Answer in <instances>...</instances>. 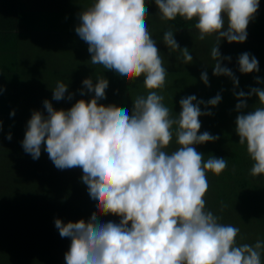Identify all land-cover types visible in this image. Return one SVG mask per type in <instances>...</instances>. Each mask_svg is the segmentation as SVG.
Masks as SVG:
<instances>
[{"label": "clouds", "instance_id": "clouds-1", "mask_svg": "<svg viewBox=\"0 0 264 264\" xmlns=\"http://www.w3.org/2000/svg\"><path fill=\"white\" fill-rule=\"evenodd\" d=\"M154 2L162 20L196 19L200 40L215 37L213 75L229 77L238 88L239 79L223 66L231 57L221 55L220 44L224 39L230 44L247 40L260 0ZM148 16L146 0H95L78 13L75 28L88 45L92 65L114 71L129 84L143 77L148 92L133 100L131 113L99 103L107 99L109 80L98 77L94 83L89 77L82 81L80 95L94 93L90 101L80 99L70 109L57 110L46 99L45 111H33L27 122L25 153L38 160L43 150L59 170L82 169L81 180L97 209L87 221L55 220L61 238L71 241L65 264H262L264 241L238 244L240 229L220 223L221 217L206 210L207 173L219 176L228 164L212 155L205 160L195 146L220 139L200 132V117L212 115L201 105L215 107L222 96L205 102L189 95L179 101L180 113L172 114L161 94L168 70L148 29ZM163 43L170 53L179 51L183 63H192L193 55L187 47L181 49L171 28ZM238 64L244 74L260 71L258 59L247 52ZM201 80L210 86L206 71ZM74 95L60 81L52 100L71 101ZM234 95L239 101L235 131L253 161L250 174L258 177L264 174V106L247 114L243 110L253 95L264 105V89H234ZM174 137L179 147L168 152ZM109 215L119 217V223L101 220Z\"/></svg>", "mask_w": 264, "mask_h": 264}, {"label": "trees", "instance_id": "trees-1", "mask_svg": "<svg viewBox=\"0 0 264 264\" xmlns=\"http://www.w3.org/2000/svg\"><path fill=\"white\" fill-rule=\"evenodd\" d=\"M6 10L0 14L1 18L9 16L13 11ZM60 12L59 9H52L44 15L40 12V19L36 23L34 32L44 35L51 29L50 31L56 36L58 49L64 48V45L69 42L73 50L80 52L77 56L80 55L81 59L76 63V67L66 68L64 71L60 68L58 71H47V75L55 84L62 81L69 86V92L75 93L73 99L59 102L52 100L53 90L46 89L45 85L42 86L43 90L38 88L39 85H33L31 91L26 93L16 88L4 89L3 86L0 88L2 89L0 91V122H2V131H0V264H65V253L69 250L71 241L69 238H61L59 230L55 227V220L59 218L65 224L81 219L87 221L92 213L97 211L88 194L87 185L81 180L82 169L59 170L43 150L38 160H33L30 154L25 153L22 141L33 111H45L43 101L46 99L50 100L57 110L70 109L80 99L90 101L94 93L80 95V90L83 88L82 81L89 77L94 83L98 77L109 80V88L106 90L107 99L99 103L127 108L129 113L132 109L134 99L130 97V93H133L131 92L133 86L130 85L126 89L127 82L114 71L106 70L100 65H92L87 43L80 44V50L78 49L74 40L76 34L74 27L62 29L53 26L57 22L64 21L50 17ZM167 23L178 32L189 30L185 33L191 36V31L196 29L197 21L196 19L187 21L177 17L176 20L167 21ZM15 28L5 27L4 29L8 32L4 33V36L0 35V39L4 37L9 39L17 34L14 31L19 32V30H14ZM247 31L248 38L245 42L230 44L227 40L226 42L223 40L222 44L225 46H220L221 55L231 57L232 61L225 66L230 68L239 79L238 88L229 77L213 75L215 61L211 57V49L216 44L215 37L209 40L207 52L197 48L195 56L191 53L192 62L201 68L200 72L206 71L209 77L210 86H202L203 91L194 92L197 99L207 102L218 93L222 96L221 102L215 107L205 108L201 105L202 111H211L212 115L200 117L202 125L200 132L208 131L212 135H219L220 139L195 146L197 151L204 155L205 160L212 155L225 158L228 164L227 169L219 176L212 172L207 173L209 190L205 197L206 210H211L214 215L221 217L220 223L231 224L240 229L237 237L238 244L264 241V174L258 177L250 174L253 161L247 153L246 145L239 144V136L235 131V122L239 115L236 104L239 101L234 95V89L236 92L243 90L245 93L254 87L264 89V83H257L256 79L259 77L264 81V0H260L259 10ZM76 36L78 37L77 34ZM179 36L180 33H178ZM56 40H50L47 49L49 52L56 49ZM78 40L80 42L79 37ZM2 47H5L4 56H6L7 47L6 45ZM161 49L162 55L169 60L168 57H171L172 52H169L165 44ZM245 52L258 59L259 72L244 74L239 71L238 57ZM179 59L177 57V63L180 62ZM81 66L88 68L86 74L80 70ZM5 74L8 75V71ZM164 104L172 110L174 116L181 111L178 101L174 104L171 102ZM262 106L264 105H260L258 97L253 95L247 99V108L243 112L247 114L256 107ZM9 133L12 135L11 140L7 139ZM178 147L174 137L167 151L172 152ZM101 220L119 223L120 218L109 215L102 216ZM261 259L264 264V254Z\"/></svg>", "mask_w": 264, "mask_h": 264}, {"label": "crops", "instance_id": "crops-1", "mask_svg": "<svg viewBox=\"0 0 264 264\" xmlns=\"http://www.w3.org/2000/svg\"><path fill=\"white\" fill-rule=\"evenodd\" d=\"M72 1L52 0L51 5L50 2H47L46 5L45 0H0V5H3L0 7V14L6 12V9L13 10L9 14L13 19L11 23H4V18L0 17V35L4 36V33L8 32L4 29L5 27H17L14 30H19V32L14 31L17 34L9 39L5 37L0 39V88L2 86L4 89L16 88L23 93L31 91L33 85L37 86L40 83L46 84L49 90L55 88L56 84L47 75V71H58L59 68L64 71L66 68L59 67V64L65 61L69 55L64 54V48L58 49L56 36L50 31L51 29L44 35H39L34 31H36L35 26L40 19V12L43 15L52 9L64 12ZM23 11L29 12L32 16L27 22L20 20V13ZM15 20L16 24H14ZM50 40H56V49L49 52L47 49ZM4 45L7 47L6 56H4L5 47H2ZM74 67H76V63H71L68 68ZM4 71H8V75ZM50 86H54V88H50Z\"/></svg>", "mask_w": 264, "mask_h": 264}, {"label": "rangeland", "instance_id": "rangeland-1", "mask_svg": "<svg viewBox=\"0 0 264 264\" xmlns=\"http://www.w3.org/2000/svg\"><path fill=\"white\" fill-rule=\"evenodd\" d=\"M24 1V0H21ZM64 2V0H61ZM46 5L47 2H50V5L52 3V0H45ZM95 0H73L70 3V6L64 11L60 12V14L57 15H51L50 17H56L64 21L57 22L53 26L60 27L62 29H67L74 27V30L76 26L78 25V13H80L83 10H86L88 7H90ZM148 9H149V16L147 18V24L148 29L152 35V38L157 42V47L160 50L161 56L164 61V67L168 70V76H167V82L165 89L162 91V95L164 96V102H171L174 104L176 101H180L182 98L187 97L189 95H196L194 92H201L203 91L202 86H206L204 83H202L201 80V74L203 72H200V67L195 62H192L190 64H185L182 61V57L179 51L172 52L171 57L166 60V58L162 55V47L164 46L163 43V36L165 31H168L170 28L173 30L175 34V39L179 43L181 49L184 47L189 48L190 52L194 55L196 53V49L200 48L203 52H207L206 48H209V40H212L214 36L206 37L204 40L199 39V30L194 29L191 31V36L187 35L185 32H188L189 30H182L177 31L175 28L171 27L167 21L162 20L160 18L159 9L155 5L154 0H146ZM32 16L29 14V12L23 11L20 13V20L27 22ZM37 18V17H33ZM70 20V21H69ZM13 19L10 16L4 17V23H11ZM69 21V22H66ZM17 21L15 20L14 24H16ZM178 33H180V36L178 37ZM182 37V38H181ZM184 38V39H183ZM74 40L76 44L78 45V49L80 50V44L84 43L83 40L80 39V42L75 34ZM189 40V41H188ZM198 41V45L196 46V43ZM209 41V42H208ZM226 42V39H224ZM207 42V43H206ZM223 40L221 41L220 46H225V44H222ZM202 52V55H203ZM80 53L77 50H73L72 46L67 42L64 45V54L69 55L67 59L63 62H60L59 67L62 68H68L71 63H77L80 61V57L77 56V54ZM195 56V55H194ZM177 57H179V63H177ZM232 61V60H231ZM230 61V62H231ZM229 61L225 60L223 61V65H227ZM80 70H82L85 74L88 70L85 66H81ZM79 70V71H80ZM77 72V69H76ZM208 75V74H207ZM77 79L79 80L78 72H77ZM39 81V79H38ZM38 88L42 89V86L46 84L40 83L38 84ZM132 85L133 89L130 93V97L132 99H135L137 96L140 95H147L148 90L144 87L143 84V77L139 78L134 84L127 83L126 89H128V86ZM79 87V86H78ZM48 88V87H47ZM50 88H54V86H50ZM26 106V104H25ZM28 107V106H27Z\"/></svg>", "mask_w": 264, "mask_h": 264}]
</instances>
